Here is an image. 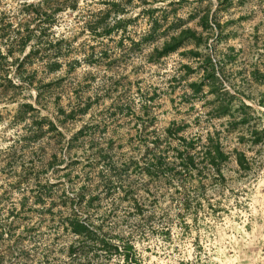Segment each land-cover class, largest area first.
<instances>
[{"label":"rangeland","instance_id":"374dc122","mask_svg":"<svg viewBox=\"0 0 264 264\" xmlns=\"http://www.w3.org/2000/svg\"><path fill=\"white\" fill-rule=\"evenodd\" d=\"M38 1L0 0V264H264V0Z\"/></svg>","mask_w":264,"mask_h":264},{"label":"trees","instance_id":"16d2710c","mask_svg":"<svg viewBox=\"0 0 264 264\" xmlns=\"http://www.w3.org/2000/svg\"><path fill=\"white\" fill-rule=\"evenodd\" d=\"M64 1L65 0H62V1H60V0H39L35 4H29L28 6H36L35 8L37 9L36 16H32L31 19L33 20L36 17L42 16V17H44L45 21H48L47 20L48 15L45 12H44V14H42V12H39L38 10H41L43 8H48L49 6H51L53 4L60 5L61 7L67 6L70 8H74L77 4V0H67L66 2H64ZM113 3H114V5H117L116 2H113ZM108 13L109 12H105V14L103 15V19L108 15ZM100 22H101V20H100ZM100 22L94 21V26L100 24ZM118 24H119V22L117 23V25ZM105 32H107V30ZM196 33L197 32L191 28L182 29L178 35L172 36L170 40L164 42L163 51L165 52V51L175 49L177 46L180 45V43L182 42V40L184 38L197 39V41L204 40L203 42L206 41L207 36L201 37L199 35L196 37L195 36ZM28 37H29L28 32L25 34V36H21L20 40H19L20 44L24 45L25 43H27ZM27 58H29L28 54L23 56L21 58V60L18 62L17 68H16L17 73H20L19 67H21L24 64V62L27 60ZM207 61L209 62V59H207ZM56 63H59V62H57V60H55V64H53V66H49V69H53V67H56L57 66ZM4 80L10 82V79L7 76H4ZM27 83H29V84L32 83V79L27 80ZM193 85H195V83H191V86H193ZM167 130L169 131L170 128H167ZM158 137L159 136H156V138L153 141L155 143V146H158V141H159ZM199 141H201V140H199V138H197V137L191 138L189 141H187V140L185 141V146L187 148H188V146H194V144L198 143ZM201 147H202L201 155L204 159L209 160L213 164L219 163L220 159L223 156V152L220 150L219 144H218V139L216 138V136L214 134L210 133L207 136L206 141L203 144H201ZM160 159H161L160 156H154V158L152 160L158 164H161L162 160H160ZM181 159H182V162L188 166H191L193 163V160H194V158L190 154H186ZM153 164H155V163H153ZM70 226H71V230L74 233L79 234L81 236L85 234L87 236L93 237V235H94V232L92 230H90L86 226V224L82 223L77 218H75L72 222H70ZM100 241L103 245L108 244L105 242L106 240L101 239ZM110 246H112L116 252L121 251L124 255L125 260H132L133 259L132 260L133 264H141V262L137 260L136 256L133 255L134 253H132V245L131 244H124L123 248H121V249H119L118 246L113 245L111 242H110Z\"/></svg>","mask_w":264,"mask_h":264}]
</instances>
